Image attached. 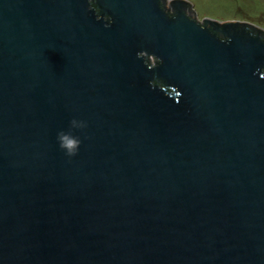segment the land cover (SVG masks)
Instances as JSON below:
<instances>
[{"label":"water","instance_id":"water-1","mask_svg":"<svg viewBox=\"0 0 264 264\" xmlns=\"http://www.w3.org/2000/svg\"><path fill=\"white\" fill-rule=\"evenodd\" d=\"M0 264H264V26L0 0Z\"/></svg>","mask_w":264,"mask_h":264},{"label":"rangeland","instance_id":"rangeland-1","mask_svg":"<svg viewBox=\"0 0 264 264\" xmlns=\"http://www.w3.org/2000/svg\"><path fill=\"white\" fill-rule=\"evenodd\" d=\"M202 19L259 23L264 26V0H196Z\"/></svg>","mask_w":264,"mask_h":264},{"label":"clouds","instance_id":"clouds-1","mask_svg":"<svg viewBox=\"0 0 264 264\" xmlns=\"http://www.w3.org/2000/svg\"><path fill=\"white\" fill-rule=\"evenodd\" d=\"M84 125L78 123L75 119L70 121V128H82ZM57 141L59 147L66 153L67 156L72 157L78 153L82 141L79 137L74 136L70 131L61 130L57 133Z\"/></svg>","mask_w":264,"mask_h":264},{"label":"flooded vegetation","instance_id":"flooded-vegetation-1","mask_svg":"<svg viewBox=\"0 0 264 264\" xmlns=\"http://www.w3.org/2000/svg\"><path fill=\"white\" fill-rule=\"evenodd\" d=\"M206 19H209V18H206ZM209 20H211V19H209Z\"/></svg>","mask_w":264,"mask_h":264}]
</instances>
